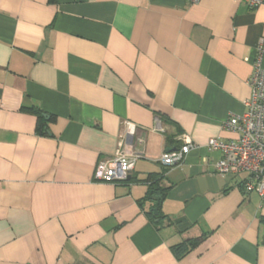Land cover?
Returning <instances> with one entry per match:
<instances>
[{
	"label": "crops",
	"instance_id": "0c3cea01",
	"mask_svg": "<svg viewBox=\"0 0 264 264\" xmlns=\"http://www.w3.org/2000/svg\"><path fill=\"white\" fill-rule=\"evenodd\" d=\"M260 42L264 69V2L0 0V264H264V203L204 148L236 139L222 123L245 111ZM124 121L143 158L94 182ZM182 137L198 148L163 166Z\"/></svg>",
	"mask_w": 264,
	"mask_h": 264
},
{
	"label": "built area",
	"instance_id": "2783aa9c",
	"mask_svg": "<svg viewBox=\"0 0 264 264\" xmlns=\"http://www.w3.org/2000/svg\"><path fill=\"white\" fill-rule=\"evenodd\" d=\"M197 3L199 0H184ZM244 3L253 10L263 4L264 0H233ZM262 45L256 48L257 57L252 63V72L246 84L250 88V97L243 105L241 115H232L222 123V129L237 135L231 141L209 139L204 145L208 152L217 151L218 161L213 165L214 173L220 176H242V185L246 192H255L264 203V69L261 64ZM125 138L120 141L114 156L108 161L98 162L94 168L92 180L97 183H125L134 164L143 158V151L127 145L126 138L132 137L135 126L123 122ZM154 131L161 132L156 121ZM181 146L171 152H164L159 162L166 167L180 165L186 156L198 146L188 137H182ZM204 160V159H203Z\"/></svg>",
	"mask_w": 264,
	"mask_h": 264
},
{
	"label": "trees",
	"instance_id": "16d2710c",
	"mask_svg": "<svg viewBox=\"0 0 264 264\" xmlns=\"http://www.w3.org/2000/svg\"><path fill=\"white\" fill-rule=\"evenodd\" d=\"M39 118H40L41 123H40V127L38 128V131L42 132V125L44 124V121H45L44 119L45 118L47 119V117L45 116L43 117V115H40ZM150 181H151V178L148 177L146 182H150ZM165 196H166V189H163L162 187H160L157 184V181L153 180L152 178V182L149 185V188H148V191L145 197V199L151 200L150 202H152V207H151L152 209L149 212V215L151 216L152 220L161 219L160 205L163 199L165 198ZM154 210L158 212V214L154 215L153 214ZM196 243H197V240H189V241L173 246L171 250L174 256L180 259L186 254H188L195 247Z\"/></svg>",
	"mask_w": 264,
	"mask_h": 264
},
{
	"label": "water",
	"instance_id": "95a60500",
	"mask_svg": "<svg viewBox=\"0 0 264 264\" xmlns=\"http://www.w3.org/2000/svg\"><path fill=\"white\" fill-rule=\"evenodd\" d=\"M154 213L156 214V211H154Z\"/></svg>",
	"mask_w": 264,
	"mask_h": 264
}]
</instances>
